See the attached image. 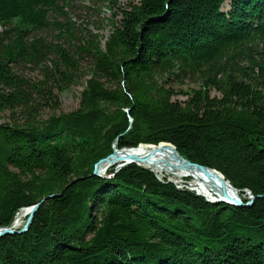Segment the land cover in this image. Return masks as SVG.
Instances as JSON below:
<instances>
[{"label": "trees", "instance_id": "trees-1", "mask_svg": "<svg viewBox=\"0 0 264 264\" xmlns=\"http://www.w3.org/2000/svg\"><path fill=\"white\" fill-rule=\"evenodd\" d=\"M72 1L0 0V115L22 120L0 124V228L63 193L0 239V264H264V0L129 2L104 44ZM81 75L80 107L58 113ZM114 141L171 143L256 199L208 202L135 165L93 175Z\"/></svg>", "mask_w": 264, "mask_h": 264}, {"label": "bare ground", "instance_id": "bare-ground-1", "mask_svg": "<svg viewBox=\"0 0 264 264\" xmlns=\"http://www.w3.org/2000/svg\"><path fill=\"white\" fill-rule=\"evenodd\" d=\"M116 150L117 152H115ZM110 155V159L101 165L102 175L106 174L108 168L122 169L135 165L155 173H165L175 179H181V183L186 184L189 191H193L195 195L203 197L208 202L242 208L252 206V202L256 199L254 193L249 189L242 195L240 191L237 192L233 187H230L223 179L222 172L192 161L182 154H176L174 149L166 144L141 143V145L120 146L117 141H114ZM159 178L157 179L160 182H167L163 176ZM258 198L264 199V196L260 194ZM29 212L31 213L27 209L18 210L10 228L22 229L30 215Z\"/></svg>", "mask_w": 264, "mask_h": 264}, {"label": "rangeland", "instance_id": "rangeland-1", "mask_svg": "<svg viewBox=\"0 0 264 264\" xmlns=\"http://www.w3.org/2000/svg\"><path fill=\"white\" fill-rule=\"evenodd\" d=\"M116 1H117V4L113 5V9L110 10V8L108 7L109 4L107 1L103 2L102 0H73L70 7H68L67 11L69 12V14L71 16L72 21L76 24L79 32L84 33V30H87L90 33L102 35L103 36L102 40H103V44H104L107 37L109 36V34L111 33V31L113 29L111 23L114 19V13L117 14L119 12V8H128L126 5L129 2H132L134 4H138L140 2V0H116ZM224 3H225V6L222 7L223 11L230 12L231 0H226ZM120 17L121 16H118L116 19H119ZM2 30H3V28L0 27V31H2ZM84 34L80 33V35H82V36H84ZM45 38L47 40H51V37H45ZM89 67H90L89 64H87L86 62L83 63V70H87ZM30 72L31 71L26 70V75L30 76L31 75ZM35 75H36V73H35ZM88 78H89V76L86 77V75L85 76L81 75L79 78V81L76 85H73V86L69 87L68 89H66L65 91L59 93L60 109H59L58 113H60V112L72 113L79 108L80 101H81V94L84 91V88L86 87V80ZM187 82L188 83L186 85H180V84L174 85L173 88H174L175 94L172 97L173 101L177 100L180 102H184L185 100H187V97L185 95H182L181 93H179V92H181L180 90L186 91L187 89H190V88H195V89L199 88L198 83L195 84V83H191L190 81H187ZM210 93H211V96H213V97L214 96H220L219 92H217L216 90H212ZM45 114L49 115L50 112L47 111ZM15 120L22 121V120H20V115L18 116V113L12 114L10 111H6L4 114L0 115V124H7V123L12 124V123H14ZM132 120L133 119L130 117V121H132ZM165 143H167V142H165ZM146 144H148V143H146ZM139 145H141V143ZM173 146H175V145H173ZM107 157L108 156H105L104 158L100 159L98 162H100L103 159H106ZM184 157H186V156H184ZM98 162L94 165V169H95V166L98 164ZM117 168L118 167H115L112 169L108 168L106 170V174L102 175L103 178L106 177L107 174L110 173V171L115 170ZM118 172H119V170L115 171V174ZM100 173H101V171H100ZM155 174H156L155 176L157 178H159L160 176H163L165 178V180L167 182H162V183L174 182L176 184L177 190H180V191L188 190L186 188L187 185L184 183H181V179L180 180L175 179L174 177H172L168 174H165V173H155ZM106 178H108V176ZM159 180H160V178H159ZM110 188H114V190H115L117 187L115 184H113V185H110ZM244 191H246V190H243V192ZM190 192H193V191H190ZM62 195H63V193L46 197V198H44L45 201L42 203V205L48 199L60 197ZM44 199H42L39 203H41ZM33 206H35V205L21 208V210H24V209L30 210V208ZM29 214H31V213L29 212ZM29 216H28V218H29ZM34 218H35V216H34ZM70 218H72V217L64 218L62 220L57 218L54 223H59L62 221V222L69 224V223H71V221H67V220ZM14 219H13V221H14ZM33 221H34V219H33ZM25 224H26V222H25ZM32 224H33V222H32ZM31 226H30V228H31ZM30 228L28 229V231L30 230ZM77 228L78 229L75 230V234H77V236L83 234V232H84L83 228L81 226H79ZM17 230H21V228L17 229ZM27 232H25V233H27ZM6 236H10V235H5L4 237H1L0 239L5 238ZM71 246H72V244H71ZM112 247L114 248L116 246H112ZM113 248H111V250ZM152 250L156 251L155 249H152ZM20 254L26 256V254H24L22 252L17 253V255H20Z\"/></svg>", "mask_w": 264, "mask_h": 264}, {"label": "water", "instance_id": "water-1", "mask_svg": "<svg viewBox=\"0 0 264 264\" xmlns=\"http://www.w3.org/2000/svg\"><path fill=\"white\" fill-rule=\"evenodd\" d=\"M127 111H128V110H127ZM161 144L169 145L170 147H172V148L174 149V151H175L176 154H180L179 151L177 150V148H176L175 146H173L171 143H165V142H162V143H160V145H161ZM115 152H117V150H116ZM110 157H111V155L108 156L106 159H103V160H101L100 162H98V164L95 166V169H94L93 175H95V176H97V177H103L102 174L100 173L101 165L104 164L105 162H107V160H109ZM195 167H196V166H195ZM199 167H200V166H199ZM204 168H205V167H204ZM222 177H223V179L225 180V182H226L227 184H229L230 187H233V188H234V186H232V184H231L228 180H226V178L224 177V175H222ZM234 190H236L237 192L240 191V190H238V189H236V188H234ZM53 197H54V196H53ZM44 201H45V199H44L41 203H39V204H37V205H35V206H33V207L30 208L31 214H30V216H29V218H28V220H27V222H26V224H25V226H24L23 229H21V230H17V229H12V228H10V227H3V228H0V238H1V237H4L5 235L23 234V233L27 232L28 229L30 228V226L32 225V222H33V219H34V216H35L37 210L41 207V205H42V203H43ZM253 202H254V201H253ZM253 202H252V204H253ZM235 204H236V203H235Z\"/></svg>", "mask_w": 264, "mask_h": 264}]
</instances>
